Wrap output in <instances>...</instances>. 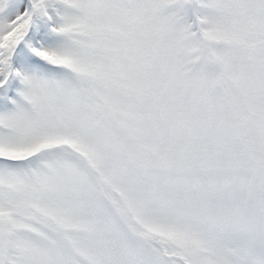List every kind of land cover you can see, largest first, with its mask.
<instances>
[{
	"label": "snow or ice",
	"instance_id": "obj_1",
	"mask_svg": "<svg viewBox=\"0 0 264 264\" xmlns=\"http://www.w3.org/2000/svg\"><path fill=\"white\" fill-rule=\"evenodd\" d=\"M0 264H264V0H0Z\"/></svg>",
	"mask_w": 264,
	"mask_h": 264
}]
</instances>
